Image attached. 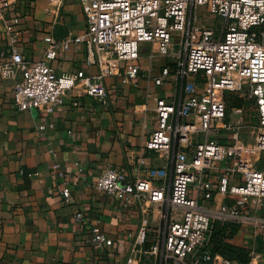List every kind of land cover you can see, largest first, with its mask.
I'll use <instances>...</instances> for the list:
<instances>
[{"label":"built area","instance_id":"built-area-1","mask_svg":"<svg viewBox=\"0 0 264 264\" xmlns=\"http://www.w3.org/2000/svg\"><path fill=\"white\" fill-rule=\"evenodd\" d=\"M19 1L0 0L1 13L14 12ZM54 1L59 9L65 0ZM79 2L85 18L81 35L60 42L51 36L45 38L48 48L37 62L26 61L14 46L9 47L5 72L18 75L14 107L21 112L40 111L36 130L44 137L55 127L47 117L64 105L66 95L78 82L86 95L103 104L107 100L104 87L92 83L83 72L56 74L47 61L56 59L58 48L83 43L90 61L94 50L106 51L125 63L120 76L122 83H127L138 77L135 62L141 44H155L161 55H168L172 41L179 40L183 63L162 67L154 84L162 86L169 77H180L184 80L180 99L157 100L156 128L144 143L145 151L162 155L169 167L143 171L140 166L139 173L143 174L134 180L107 168L96 186L126 204L145 199L165 207L155 238L146 234L142 221L141 237L132 249L137 264L144 253L145 236L151 240L148 254L153 264H234L210 250L214 228L218 223L243 226L251 230L253 242H264V172L246 160L237 132L229 143H221L210 134L230 128L223 121L224 94L236 93L254 103L259 122L255 149L264 153V0ZM204 7L222 20L218 32L199 24L197 11ZM60 194L63 202L69 203V189H62ZM215 194L221 200L213 203ZM75 217L83 218L80 213ZM91 244L97 253H104L114 242L106 234L95 232Z\"/></svg>","mask_w":264,"mask_h":264},{"label":"crops","instance_id":"crops-1","mask_svg":"<svg viewBox=\"0 0 264 264\" xmlns=\"http://www.w3.org/2000/svg\"><path fill=\"white\" fill-rule=\"evenodd\" d=\"M27 3L19 1L14 12L0 11V264H137L132 249L141 237L142 221L146 234L155 238L165 207L145 199L126 204L98 189L96 182L107 168L134 180L143 174L140 166L143 171L169 167L162 155L145 151L144 143L156 128L157 100L178 101L184 81L171 76L162 86L154 84L168 65L155 56V44L140 45L138 77L122 83L125 63L98 50L90 61L85 44L72 42L67 49L58 48L56 59L47 64L58 76L83 72L104 87L107 100L103 104L86 95L78 82L64 105L47 117L55 127L42 137L36 130L41 112H21L13 105L18 75L5 72L9 47L14 46L26 61L37 62L48 48L45 38L73 39L85 30V18L79 0H65L59 9L54 0H31L29 11ZM231 109L236 118L224 123L230 128L210 135L229 143L237 132L246 160L263 171L257 167V127L247 133L251 138L244 137L241 109ZM64 188L70 191L69 203L60 194ZM77 213L82 220L75 217ZM232 226L215 227L227 235ZM235 228L232 243L247 253L245 264H264L255 253L258 244L252 241L251 230ZM95 232L113 240L109 251L97 253L93 248ZM150 242L145 236L139 264H153Z\"/></svg>","mask_w":264,"mask_h":264},{"label":"rangeland","instance_id":"rangeland-1","mask_svg":"<svg viewBox=\"0 0 264 264\" xmlns=\"http://www.w3.org/2000/svg\"><path fill=\"white\" fill-rule=\"evenodd\" d=\"M198 16H199V24H202L204 26H207L213 30H215L216 32L219 31L221 25H222V20L219 17H213L208 13V10L204 7V8H199L198 11ZM175 38V37H174ZM173 46H171L170 50L171 53H169L168 55H161L157 49H155V56L157 58H161L162 60L165 61V63L169 64L171 67H174L175 65L181 64L183 63V58H184V52L183 50H181L179 44V40H173L172 41ZM184 81V80H183ZM228 97V98H227ZM226 97V93L224 94V102L226 105V112H225V119L224 123L228 124L229 122H231V120H234L236 117H234V115L232 114V109L233 107L229 106V100L232 99H238L241 101V105L239 107H236V109H241L242 115H243V129L241 133H244V137L245 135H247V133L253 129H250L251 127H257L259 126V122H258V115L256 112V108L254 106V103L250 100H247L245 97H239L236 93H229L227 94ZM228 99V100H227ZM256 131V130H255ZM249 138L252 137L251 134L247 135ZM221 141V139H220ZM258 155V159H259V163L257 164L258 168L263 169L264 171V153H259ZM218 195H214L213 197V202H219L220 201V197L218 198ZM223 201H225L223 199ZM237 226V225H236ZM232 230V232L226 234H222L220 236V238L217 237V243H216V248L221 252V254L228 256L229 258H232L233 261H236V264H245L244 261V256L243 254L240 252H238V250H240L237 246H235L232 243V234L235 233L236 229L235 226L230 227ZM235 228V229H234ZM257 246L254 247L255 249V253L260 255L261 260H264V242L261 241H257ZM235 249V251L233 252V250ZM217 251V252H219ZM219 252V253H220Z\"/></svg>","mask_w":264,"mask_h":264},{"label":"trees","instance_id":"trees-1","mask_svg":"<svg viewBox=\"0 0 264 264\" xmlns=\"http://www.w3.org/2000/svg\"><path fill=\"white\" fill-rule=\"evenodd\" d=\"M228 100V99H227ZM229 106L230 107H239L240 105H241V101L240 100H238V99H232V100H229ZM222 234H221V230H217V228L215 227L214 228V232H213V239H212V247H211V251L212 252H214V253H219L220 251L216 248V243H217V237L218 238H220V236H221ZM217 251H219V252H217ZM235 251V249L233 250V252ZM241 251V253L243 254V256H244V261L246 262L247 261V253L244 251V250H242V249H240V250H238V252H240ZM220 254H221V252H220ZM221 255H223V254H221ZM224 257H226V258H228V259H230V260H232V258H229L228 256H226V255H223Z\"/></svg>","mask_w":264,"mask_h":264}]
</instances>
